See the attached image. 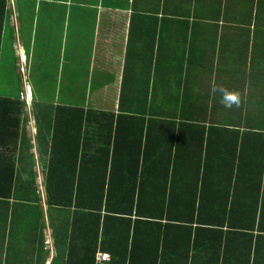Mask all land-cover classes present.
Returning <instances> with one entry per match:
<instances>
[{
    "label": "crops",
    "instance_id": "crops-1",
    "mask_svg": "<svg viewBox=\"0 0 264 264\" xmlns=\"http://www.w3.org/2000/svg\"><path fill=\"white\" fill-rule=\"evenodd\" d=\"M14 1L3 43L9 29L22 78L18 93L27 90L31 104L16 140V196L0 201V264H68L64 241L70 214L49 206L44 187L51 160L58 157L57 167L64 169L69 154H84L86 160L91 155L94 169H100L95 159L103 133L118 142L116 170L151 166L152 171L150 158L156 155L146 149L160 148L161 127L173 120L176 127L205 123L221 128L198 141L194 131L172 134L175 175L191 168L204 143L213 168L197 179L199 194L206 197L202 187L214 188L209 197L227 199L229 207L235 203L237 210L227 218L245 217L247 210L254 213L257 228L263 219L253 238L259 239L264 258V0H31L16 3L15 9ZM35 87L56 92L55 106L140 116L147 128L130 133L122 127L118 134L91 128V141L78 146L76 137L83 132L55 130V120L33 113L34 106L41 107ZM219 88L238 92V103H222ZM184 153L192 156L184 161ZM149 172L148 182L153 179ZM147 221L153 226H143V235L159 234L170 245H161L155 259L153 245L143 244L139 264L153 259V264H204L197 253L184 259L178 231L159 233L160 221ZM232 228L225 225L224 231ZM236 244L229 249L244 261ZM173 248L175 253L165 258Z\"/></svg>",
    "mask_w": 264,
    "mask_h": 264
},
{
    "label": "trees",
    "instance_id": "trees-1",
    "mask_svg": "<svg viewBox=\"0 0 264 264\" xmlns=\"http://www.w3.org/2000/svg\"><path fill=\"white\" fill-rule=\"evenodd\" d=\"M11 1L0 0V62L4 49V28L15 13L10 5ZM14 2L15 9L16 3L27 4L32 1L15 0ZM10 33L12 50L15 53L16 43L13 33ZM23 93H18L16 99L0 97V201H8L13 195L16 196L18 149L16 140L22 118L28 112V106L21 100ZM55 98L56 92L37 89L34 99L40 101L41 107L34 106L32 111L34 114L55 120L53 125L55 130L60 129L67 133L78 131V134L83 132V137L77 136V139L74 137L78 146L82 140L84 144L91 141L92 133L88 132L91 128L99 132L115 130L117 134L122 127L130 133L144 131L147 128L144 117H134V115L128 117L125 113L85 110L71 106H55L53 105ZM59 118L63 119L58 122ZM176 126L174 120L165 122L160 130L164 136L157 139V146L160 148L150 146L151 149H146L148 155H156L150 158L153 159L151 165L155 168L152 171L151 166L142 171L138 166H133V171L123 170L124 168L116 170L115 161L118 159L115 158V154L118 152V142H112L111 137L103 136V133L99 135L100 155L95 159L100 169H94L95 161L91 155L88 160L84 154L79 157L78 154L73 155L72 158L70 154L63 157L64 163L61 165L64 169L61 166L57 167L60 164L58 157H55V161H50L44 184L48 194V204L52 208H62L70 214L64 241L68 264H74V261L77 264H95L98 250L109 253L112 264L128 262L139 264V250L143 244H152L155 250L154 258L159 259L161 245L166 249L170 243L162 240L156 233L143 235L141 232L143 226H153L147 220L160 221L156 224L159 226V233L164 228L166 234L167 230L170 233L172 229L180 233L176 237L179 242L178 247L185 252L184 259L187 262L190 254L195 257L197 253L204 264H264L259 239L254 241L253 238V231L257 228L254 213L246 210L245 217L227 218L237 210L235 203L229 207L227 199L215 200L214 196L209 197L215 192H211L214 188L202 187L203 193H207L206 197L199 194L197 179L202 180L200 178L209 176L213 168L212 156L204 153L208 148L204 143L199 144L201 148L197 158L191 159L195 160L191 168L175 175L177 157L173 153L177 155V152H174L172 134L176 130L194 131L193 135L198 141L205 133L221 128L205 123L190 126L187 123H180V127ZM115 139L118 140V136H115ZM112 144L113 154L110 155ZM163 145L165 148H161ZM148 155L144 153V158L149 157ZM184 155L183 159L186 161L190 159L192 153H184ZM109 167L112 169H108ZM147 172L153 176L150 182L146 181ZM208 198L212 199L207 200ZM249 207L248 205L247 209ZM165 220L167 223L162 226L161 222ZM262 222L263 219L259 220L260 229ZM225 225H229V229L233 225L234 227L231 231H224ZM236 242L243 249L241 255L245 256L244 261L239 260L229 249V245L236 246ZM54 243L58 245L56 237ZM252 246L256 248L255 252ZM173 252L175 253V248L171 253H165L164 257H170ZM153 262L156 261L153 259L151 264Z\"/></svg>",
    "mask_w": 264,
    "mask_h": 264
},
{
    "label": "rangeland",
    "instance_id": "rangeland-1",
    "mask_svg": "<svg viewBox=\"0 0 264 264\" xmlns=\"http://www.w3.org/2000/svg\"><path fill=\"white\" fill-rule=\"evenodd\" d=\"M15 26V25H14ZM16 53V52H15ZM12 50L9 29L0 62V97L16 99L20 90V76L16 70V54Z\"/></svg>",
    "mask_w": 264,
    "mask_h": 264
},
{
    "label": "clouds",
    "instance_id": "clouds-1",
    "mask_svg": "<svg viewBox=\"0 0 264 264\" xmlns=\"http://www.w3.org/2000/svg\"><path fill=\"white\" fill-rule=\"evenodd\" d=\"M217 91H219V93L221 94V102L224 103L226 106L230 107L233 103H238V97H239L238 92H229L223 88H219V89H217ZM27 94H28V92H27ZM30 104H31V101H30ZM27 106H29V105H27Z\"/></svg>",
    "mask_w": 264,
    "mask_h": 264
},
{
    "label": "built area",
    "instance_id": "built-area-1",
    "mask_svg": "<svg viewBox=\"0 0 264 264\" xmlns=\"http://www.w3.org/2000/svg\"><path fill=\"white\" fill-rule=\"evenodd\" d=\"M21 100L25 101L27 105H30V100L28 99L27 91L23 93V95L21 96ZM95 264H111V259L109 254L98 252L95 257Z\"/></svg>",
    "mask_w": 264,
    "mask_h": 264
}]
</instances>
